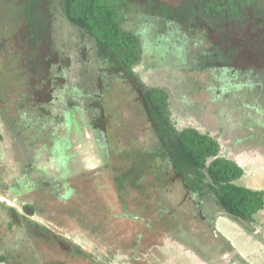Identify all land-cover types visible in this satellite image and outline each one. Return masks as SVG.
Here are the masks:
<instances>
[{
	"label": "rangeland",
	"instance_id": "obj_1",
	"mask_svg": "<svg viewBox=\"0 0 264 264\" xmlns=\"http://www.w3.org/2000/svg\"><path fill=\"white\" fill-rule=\"evenodd\" d=\"M161 1L177 5L181 0ZM49 3V0H42L38 7L39 15L50 11L46 10ZM22 4V0H0V84H9L11 90H18L28 84L26 87L34 99L27 110L36 121L49 117L46 103L51 102L53 111L66 106L63 112H74L72 124L77 128L70 127L67 133L64 131L62 134L60 127L54 123V136H58V140L64 138L70 145L67 149L70 152L67 160L69 173H66L61 160L55 162L58 167H52L54 164L51 159L56 158L55 150L40 151L37 163L44 174L37 172L34 178L41 181L46 177L44 182L51 183L60 181L61 184L54 185L60 187L64 184L61 176L70 175L68 183H72L74 190L68 199L56 197L61 193L57 191L59 188L45 192L33 189L35 186L25 187L30 201L38 207V219L46 224V228L41 227L40 234L36 235L37 252L42 249L39 257L52 263L62 261L63 264H264V209L251 220L236 219L221 208L213 193L209 192L202 198L192 191L189 194L183 180L179 178L175 181L172 179L168 186H155L154 198L159 204L151 211L142 200L144 195L138 194L135 187H130L128 195H120L121 190L115 182L118 173H115L114 167L124 165L120 159L122 151L147 148L157 143V136L142 109L138 92L122 76H118L116 81L99 79V62L91 51L94 44L89 34L63 18L53 21L55 23L49 30L48 41L38 45L39 49L33 48L34 51H31ZM53 14L50 12L49 17L52 18ZM230 29L231 24L226 23L224 31ZM248 31L249 24H243L237 29L236 35L238 40L241 39L243 44L253 49L257 40ZM257 31L256 34L260 32L264 38V29L257 27ZM219 32L216 33L217 37L210 38L203 31L195 34L192 42H195L196 47L192 46V50L198 57L208 49V40L211 41V38L216 41V45L220 43L222 46L223 33L221 30ZM261 44L256 45L258 53L264 52V42ZM179 49L183 50L182 46ZM152 51L153 44H146L144 59L137 69L146 82L168 90L171 120L177 128L194 126L202 132L214 134L224 147L220 155L244 168L237 183L264 190V114L260 117L242 114L243 107L250 105L255 108L258 100L262 104L260 108L256 107L257 110L264 111V85L251 86L249 82L254 81L252 75H236L227 72V67H210L204 71L190 69L196 65L190 60L195 55H186L184 60L181 57L180 63L171 61L169 64L167 59L166 62L161 61L165 65L154 67L155 60L150 59ZM170 53L178 56L175 47ZM159 54L162 57L163 53L159 51ZM37 57H42V60L37 61ZM260 60L255 65L264 69V58ZM36 61L34 66L33 62ZM54 71L59 75L55 77ZM17 76H21V80L18 81ZM137 78L140 80L139 76ZM259 78L264 80V71ZM184 82L189 83L190 87H185ZM18 83L24 84L19 86ZM248 84L251 90L245 86ZM235 88L236 92L226 99L228 92L225 89L233 91ZM190 90L196 92L192 95L188 93ZM97 98L103 103L104 120L99 126L96 121L101 111L98 115L93 114L94 108H98L94 100ZM66 100L69 102L66 103ZM12 102L15 104L11 106L12 114L17 116L22 104L18 94H14ZM42 104L45 108L40 107ZM225 107L230 111L224 110ZM58 114L51 121L56 122L60 116ZM218 117L223 118L221 126L224 128L231 127L235 119L241 126L236 125L231 131L224 129L221 132L219 128L215 129ZM41 127L40 122L37 129ZM44 133L48 134L47 131ZM240 133H243L249 144H244L239 150L236 144ZM241 138L244 139L242 135ZM41 145L42 140H39L35 149L39 151ZM139 154L145 157L151 155L143 152ZM10 166L6 172L0 170V175L5 179H10V176L13 178V172H21L15 164ZM49 166L56 170L52 171ZM157 174L154 170V176L148 179L146 173L142 184L149 186V182L153 183L157 179ZM5 190V187L0 186V192ZM15 203L21 204L20 201ZM161 210L175 216L171 219L167 217L164 222ZM172 224L176 226L170 227ZM48 229L60 236L50 237ZM15 235L10 238V235L1 234L0 229V240L8 239L10 246L16 245L10 241L23 237L20 238L17 233ZM65 236L70 238L66 237L67 241L76 242L81 252L73 251V247L61 242L59 238ZM44 238L46 241L42 242ZM25 247L26 252L30 253V246ZM15 254L18 255V252ZM205 254L212 258H207ZM24 257L11 261L19 260L16 263L28 264Z\"/></svg>",
	"mask_w": 264,
	"mask_h": 264
},
{
	"label": "trees",
	"instance_id": "obj_2",
	"mask_svg": "<svg viewBox=\"0 0 264 264\" xmlns=\"http://www.w3.org/2000/svg\"><path fill=\"white\" fill-rule=\"evenodd\" d=\"M22 1L31 51H34L33 48L39 49L38 45L48 41L49 30L55 23L53 21L59 17L63 18L89 34L96 49V57L99 59V79L116 81L118 76H122L138 92L142 109L157 136V143L147 148L122 151L120 159L124 165L119 159L121 167L117 168V165L114 167L115 173H118L115 176L116 187L121 190V196L128 195L131 191L130 187H135L138 194L144 195L142 200L151 211L159 204L154 198L155 186H168L170 182L179 178L183 180L185 190L189 194L192 191L202 198L209 192L213 193L221 208L236 219L251 220L256 213L264 209V190L248 188L237 183L244 173V168L232 159L221 156L219 142L208 133L193 127L178 129L171 120L168 92L158 87L143 88L141 81L137 78L138 74L132 70L141 53L143 54L146 44L164 43L165 48L161 46L156 48L164 55H168V59L176 55L170 53L174 47L177 54H182L179 46L183 45L184 40L178 37L181 39L178 43L177 36L172 35L178 30L167 28L170 20L175 19L181 23L180 26L194 36L203 31L209 38L217 37L216 33L222 31V46L220 43L216 45V41L211 38L212 42L208 40V49L199 55L201 68L227 67V71L236 75L243 73L246 76L254 72L260 76L264 69L255 63H259L260 59L264 58V52L258 53L256 45H262L264 41H259V38H264L260 32L259 35L256 33L257 27L264 29V0H181L177 5L161 0H49L46 10L50 11H45L41 13L42 15L38 12L42 0ZM50 12H54L52 18L49 17ZM136 14L147 17L144 24L147 34L143 30L125 27L129 16ZM226 23L231 24L228 32L224 31ZM243 24H249L248 33L256 37L254 39L257 43L253 49L252 46L243 44L242 40L237 38V29ZM154 29L157 30L156 35H152ZM168 33H172L173 41L171 38L167 41L162 37ZM262 34L264 35V31ZM250 52L252 54L247 57ZM38 60H42V57H37ZM37 61L33 62L34 66ZM17 77L18 81L21 80V76ZM2 84L10 86L7 83ZM23 84L17 85L23 86ZM6 90L9 93L0 96V101L6 102L17 93L16 88L11 90L8 87ZM96 93L99 97V93ZM94 100L99 110L94 108L93 114L98 115L101 111L96 121L99 126L104 120L103 103H100L98 98ZM140 152L151 155L145 157L139 154ZM130 161H132L131 164ZM143 165H146L145 169ZM154 170L159 176L153 183L149 182V186H144L141 182L145 178L144 175L148 173L149 179L152 175L154 176ZM142 186L148 188H141ZM170 215L162 213L164 222ZM171 218L172 216L169 217ZM175 226L172 224L170 227ZM47 234L50 237L60 236L49 229ZM45 241L44 238L42 242ZM78 249V246L73 247V251ZM1 259L4 257L0 255ZM47 263L63 264L62 261L56 263L47 261Z\"/></svg>",
	"mask_w": 264,
	"mask_h": 264
},
{
	"label": "flooded vegetation",
	"instance_id": "obj_3",
	"mask_svg": "<svg viewBox=\"0 0 264 264\" xmlns=\"http://www.w3.org/2000/svg\"><path fill=\"white\" fill-rule=\"evenodd\" d=\"M133 11L134 9L132 10V12ZM129 17H130L129 20L125 23V27L127 29H134V30L137 29L139 31L143 30L144 33L147 34V30L144 29L145 28L144 24L147 19L146 16L144 15L141 16L140 14H136V15H130ZM180 25L181 23L177 22L175 19H172L170 20V25L167 28L169 29L171 27L174 30L179 31V33L177 31L176 34L175 33L173 34L171 33V34L173 36H177V38L180 37L181 39L184 40L183 45H181L183 48L182 54H177L178 56L172 55V59L171 58L168 59L169 56L166 54L165 55L163 54L161 57L159 54V50H157L156 47L161 46L162 48H165V44L164 43L161 45L153 44V51L150 53V59L155 60L156 66L154 67L165 65L164 62H166L167 59H168L169 64L171 61H173L174 63L175 62L180 63L181 61L179 59L181 57L184 60L186 55H189V56L195 55V56H192L190 60L192 61V63H196V65L194 68H190V69L197 70V71L198 70L204 71L206 69H209V68H206V69L201 68V63H200L201 61L198 60L197 53L192 50V46L196 47L195 42H192V40L195 38L194 35H192L190 31H186ZM156 32L157 30L154 29V32L152 33V35L154 34L156 35ZM171 34L168 33V34L163 35L162 37L165 38L167 41H169V39L171 38V40L173 41L174 39L172 38ZM181 39L178 38L177 42L180 43ZM95 50L96 49H94L92 46L91 51L96 56ZM144 56H145L144 52L143 54L141 53V56L136 61L135 65L132 67V70H134L138 74L143 88L158 87L156 85L149 84L144 79H142L141 76L139 75L137 67L141 64V61L144 59ZM97 60L99 61L98 58ZM161 61H164L163 64H161ZM151 64L153 65L154 62H151ZM176 67L178 68L177 64H176ZM53 74L55 75V77L59 75V73H57L56 71H54ZM250 75H252L253 80H254V81L251 80V82H249L251 86L261 87L264 85V80L261 81V78L257 76L258 74L256 75L254 72H251V73L246 74V77H250ZM246 79L248 80L249 78H246ZM250 84L245 85V86H248V89L251 90ZM184 86L190 87V84L187 82H184ZM8 87L10 86H5L2 83L0 84V96H3L6 93H9L6 90ZM158 88H161V87H158ZM13 89L14 88H12V90ZM164 90L168 92L166 88ZM218 90H221V89L218 88ZM236 90L237 88H235L233 91L231 89L230 90L225 89V91L228 92L226 99H230V97L234 94V92H236ZM195 92H196L195 90H190L188 93L193 95ZM16 94L19 95V102L22 103L20 104V109H19L20 114L17 116H14L11 110V106L12 107L15 106V104L12 102L13 98L8 99L6 102L4 100L0 101V170L3 169L6 172V170H9V168L11 167L10 164L13 163L21 171V172H13L14 176L13 178H11L10 176L9 177L10 179H7V178L5 179L3 175H0V186L5 187L6 189L5 192H0V208L2 209V210L0 209V229H1V234L10 235V238L16 237L15 233H17L20 238L21 236L23 237L21 239L16 238V241H10L11 243H16L15 246H10V244H8L9 242H7L8 239L0 240V255L4 257V259L0 260V264H6V263L19 264V263H16L19 260L11 261V259L13 260L18 257L21 258V256H25L24 258L27 260L28 264H48L47 261H44L42 257H39V254H41L42 249L40 250L41 252L40 251L37 252L38 246L36 244V235L38 234V231L40 230L39 228H41V225L45 227L46 224L42 223L38 219L39 217L37 213L39 212L38 207L34 205L33 202L30 201L28 194L26 193L27 191L25 190V187H27L28 185L35 186L33 187V189L36 188V190H43L45 192H52L49 189L54 190V188H57V189L59 188L57 191H60L61 193L59 196H56V197L63 198L64 200L68 199V196L74 190L72 183H68V178L70 177V175L64 174L63 176H61V179L64 182V184L63 186L60 185V187H54L55 184H61L60 181L55 182V183L44 182L46 178L45 176H44L45 178H43V180L41 181H37L34 178L36 177L35 173L37 172L44 174L39 164L37 163V156L40 157L39 155H41L39 153L40 151L41 152H53L55 150L56 158L51 159V163L54 164V166L52 165V167L53 168L58 167L55 162L59 163V161L61 160L60 163L65 164L64 167L66 168L65 169L66 173H69V168L67 166V160L69 159L68 155L70 154V152L69 150L67 151V149L70 148V145H68L65 142L64 138L58 140V136H54V123H56L57 126L60 127V132L62 134L64 131L67 133V131H69V129L71 128H74L76 130L77 128H75V126L72 124V119L74 120V117L72 116L75 115V113L72 112L70 114V110L63 112L65 109H67L66 106L65 107L62 106L60 109L53 111L51 102L50 103L48 102L46 103V107L49 111V117L45 118L43 121H40V120L36 121V118H32L30 111L27 110L28 105L30 107L31 100L34 99V96L30 94L29 88L26 86L23 88H19ZM168 95H169V92H168ZM262 100L264 101V98H262ZM190 101H192V99H190ZM68 102L69 100H66V103ZM225 103L228 104V101H225ZM24 104H26L27 106ZM260 104H262V102L258 100L257 104H255V108L257 106L258 108H260L261 107ZM40 107L45 108V105L42 104ZM226 107L224 110L230 111ZM243 108L244 109H243L242 114L244 115L247 114L248 116L253 115V116L260 117L259 115L264 114V111L257 110L258 108L255 109L254 107L250 105H246ZM56 113H59L58 115H60L58 120L56 122L51 121L52 119L56 117L55 115ZM243 118L245 117L243 116ZM222 119H223L222 117H218V120H219L218 125L215 126V129L219 128L221 132L224 129H228L229 131H231L233 126L241 124L238 122V119H235L236 122H234V124L231 125V127L224 128V126H221L223 125ZM63 121H64V124H63ZM40 122L42 123V127L41 129H37V126ZM191 127L196 128L194 126H191ZM248 127L250 126L248 125ZM44 131H47L48 134L46 135ZM207 132H210V131L207 130ZM209 135H211L213 138H215L219 142V146H220L219 153H222L224 150V147H222L220 140H218L217 137L214 136V134L212 133H210ZM241 135L244 137V139L241 138ZM239 136H240V139L237 140L236 145H237V148L240 150L244 144L247 145L249 144V142L247 141L243 133H240ZM39 140H42V145H41L40 150L38 151V149H35V148ZM52 167H50L52 171L56 170V169H53ZM16 173L19 175H17ZM21 174L23 176H20ZM55 179L57 180V178ZM51 198L52 196H50V200ZM17 201H20L21 204L15 203ZM161 212L164 213L162 210ZM170 216H175V215L171 214ZM66 237L67 236H65L64 238H61V237L59 238L61 242L65 243L66 246L68 247L79 246L77 245L76 242L71 243L70 241H67ZM67 238L70 240L69 237ZM25 245L30 246V249H29L31 251L30 253L26 252L27 247H25ZM211 247L215 248V246L212 244H211ZM32 250H34L35 252H33ZM80 250L78 252H80ZM14 251L18 252V255H16ZM205 255L207 256V258H212L211 255H207V254Z\"/></svg>",
	"mask_w": 264,
	"mask_h": 264
}]
</instances>
